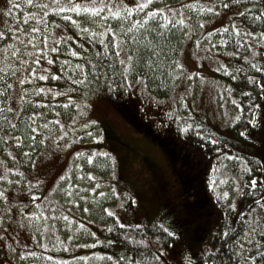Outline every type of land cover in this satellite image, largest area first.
I'll list each match as a JSON object with an SVG mask.
<instances>
[{"label":"rangeland","instance_id":"rangeland-1","mask_svg":"<svg viewBox=\"0 0 264 264\" xmlns=\"http://www.w3.org/2000/svg\"><path fill=\"white\" fill-rule=\"evenodd\" d=\"M144 2L0 0V7L4 6L0 10V111L7 113L15 94L19 102L23 97L35 99L22 112V120L34 130L31 153L24 141L19 143L4 127L0 135L6 143L13 138L14 145L12 149L0 144V160H6L2 170L7 172L0 176V264H108L109 259L102 254L96 258L88 248L98 238L107 237L103 231L109 224L154 220L174 227L177 221L192 222L193 215L202 216L203 209L197 206L186 213V199L190 194L199 195L202 186L212 214L205 225L212 230L222 215L228 218L235 210H247L242 195L244 165L241 161L236 165L231 151L203 158L202 148L184 141L188 157L197 153L192 165L197 157L205 167L202 173L195 172L196 180L184 177L182 190L178 179L183 173L161 143L172 145L175 139V145L182 144V131L192 122L203 123L217 136H234L230 126L237 118L244 89L237 68L257 59L261 42L258 32L240 23L238 17L254 3L149 0L143 9L132 12L130 16L139 20L153 8H164V13L157 14L162 21L164 16L171 23L183 20L179 23L185 35L178 53L180 68L174 91L167 98L151 96L138 80L130 83V98L117 107L106 96L82 88L63 89L72 94L71 99H64L59 82L52 81L54 69L81 80V65L73 55V47L80 43L77 34L95 38L114 19L113 12L123 16L128 8ZM77 6L100 10L95 14L76 12ZM49 20L58 22L50 25ZM262 66L264 69V60ZM44 75L48 78H39ZM131 117L136 125L129 121ZM260 122L264 131V117ZM100 126H106L112 137L107 139ZM251 133L247 132L249 137L261 138L257 139L262 152L249 155L258 157L264 177V132ZM20 168H24L21 173L26 180L14 174ZM245 222L244 234L250 229H255L254 236L264 234V203L249 210ZM180 228L170 250L175 264H200L199 243L191 240L200 234V228L195 233L191 225L185 231Z\"/></svg>","mask_w":264,"mask_h":264},{"label":"trees","instance_id":"trees-1","mask_svg":"<svg viewBox=\"0 0 264 264\" xmlns=\"http://www.w3.org/2000/svg\"><path fill=\"white\" fill-rule=\"evenodd\" d=\"M249 2L255 5L245 9L238 19L244 26L247 25L260 35L261 42L258 45L260 47V55L256 57L257 59L254 58L253 62H245L242 65L240 64L241 67L237 68V70L243 69V71H237L236 74L244 89L240 94V109L237 113V118L230 126L234 136L230 138L220 137L203 123L192 122L182 131V144L178 146L175 145V139H173L172 145H167L165 142L161 143L170 161L173 163L175 162L174 165L176 169H179L178 172L180 171L183 173L178 179L181 183L182 190L186 187V184L184 185V181L186 180L184 177L196 180L198 177L197 174L199 172L202 173L205 167V162L202 158L199 159L197 157L194 158L197 162L192 165L194 163L191 162L192 156L197 153L189 154L188 157V152L184 150V141L192 143L195 147L202 148L201 152L203 155L201 156L203 158L213 155L215 152L221 154L224 150H228V152L231 151V156L233 161L236 162V165H239L240 161L244 165L242 195H244V202L249 205H247V210L246 208L239 211L235 210L233 215L231 212L228 218L222 215L219 221H217L216 227L212 230V228H209V225H205L207 224L205 220L210 221L212 214L207 210L210 208V203L205 202L208 199V194L206 188L202 186L200 187L201 193L199 195L190 194L189 198H187L188 200L186 199V213L195 207L197 208V206L203 209L202 216L198 214L197 217L195 213L191 218L192 222L190 220L189 223L177 221L181 225H176L175 223L173 224L174 227H167L164 223L154 220L141 221L140 223L116 222L109 224L103 231V234L107 237H105L104 240L98 238L101 243L95 242L88 248L90 253H100L104 256H111L112 259L109 260L108 264H175L170 250L172 244H175V240L178 238L177 231L179 230L177 227H181L182 231H185L188 229L189 225L193 226L194 233L196 228H200L198 225H202L203 230L205 227H208L204 232L200 228V234L191 239L199 243L198 247H200V251L197 255L201 262L200 264H205V261L215 256L217 252L220 253L224 261H228L230 242H238L240 239H243L246 223L245 218L247 215H241V213H248L249 210L252 211V209L259 205L256 203L257 201L264 203V179H260V177H263L261 172L262 167L258 157L255 156L257 152H262V146L258 141L261 138L258 136L251 138L247 134V132H252L250 135L252 136L255 135V133L264 132L260 124V118L264 117V115L260 114L264 111L262 108L264 105V69L262 68L264 60V6L262 5H264V0H249ZM3 8L4 6H1L0 10ZM157 19L159 24L163 25V32L156 36V38H153L151 34L148 35V39L152 40V48L155 50L156 54L152 57V63L150 65L147 54L145 53L144 63L139 68L135 66L136 63H138L136 60L137 48L141 46L140 42L145 38L144 35H141V31L142 29L151 30L157 28L156 21H145L143 17L139 20H135L131 16H128L126 19L124 14L119 18L111 19L108 26L104 30L102 29V32L95 38L88 35L79 36V34H77L80 43L76 48L81 49V51L79 52L75 47L73 48L76 53H79L77 55V62L81 65V81L85 79L91 80L90 72L92 66L99 61L101 56L106 54L109 62L114 61L113 67H118L122 62L125 68L130 69V71L126 73V78L129 82L126 91H111L107 87L103 89L96 88L91 83L78 84L76 83L77 80H74L71 74H66L65 72L54 69V72L51 73V77L53 73H56L57 79L53 80L52 78V81L59 82V87L62 92L65 93L64 96L62 93L60 95L65 97L64 99H69L72 94H69L68 91L65 90L78 91V88H82L88 90L90 93L96 92L99 95L106 96L113 104L120 107L123 101L130 98V83L140 80L144 89L151 96L155 98L169 97L174 91V86L178 77V69L180 67H176V65L179 64L178 53L185 35L183 27L179 23L170 22L171 26H169V24H166L158 16ZM131 21H135L134 28ZM57 22V20H49L48 23L51 25ZM121 25L123 27H121ZM110 28L114 29L115 36H110L108 32ZM129 30H131L127 37L129 42H124L123 37L125 33H129ZM110 39H114L118 46L113 45L109 48L107 45ZM227 42L230 43L229 41ZM124 51L126 53H124ZM117 53L119 55H117ZM129 57L132 59L130 60ZM252 65H255V67ZM121 71L123 72L124 69H121ZM137 77H139V79ZM117 82L123 87L124 81L118 80ZM17 95L18 94H15L11 100L10 109L7 113L6 111H3V113L0 111V135L4 134L2 129L5 128L9 131V134L11 132V134L17 138L19 143L20 141H24L26 145L29 146L28 150L29 153H31V150L34 149V130L27 121L22 120V112L25 109L23 107H30L35 99H25L23 97L19 102V96ZM128 119L132 124L136 125V120L133 117ZM105 128L107 127L100 126V129L103 130V135L109 139L112 136L109 135L107 132L108 129L106 130ZM241 133L245 134L241 135ZM12 141L13 138L7 140L6 143V139L3 138L0 140V144L2 147L6 144L7 147L13 149L14 145ZM182 146L183 148H181ZM193 148L191 147L189 149ZM174 150H177V152H174ZM251 152H254L255 155L253 154V156H250L249 153ZM3 161L6 162V160H0V176H4L7 173L2 170ZM22 169L24 168H20L14 174L23 176L21 173ZM196 171L197 174H195ZM253 176L258 177L255 188L251 186ZM23 178L25 180L27 179L26 176H23ZM202 182L203 179L199 180L200 185ZM190 193H194V191L191 190ZM126 202L128 206L130 201L126 200ZM17 206L20 207V204H17ZM12 207H14L13 204ZM135 225H140V227H134ZM165 228L168 229V232H174L175 235L169 237L164 231ZM237 229L239 231H237ZM231 232H235V235L231 236V238L229 235L225 234ZM254 237L257 243H264L261 239L264 237L263 233L257 232ZM140 241L144 243L141 244ZM160 247H163L165 251L160 252L158 250ZM262 251H264V249H262ZM121 256L125 257L122 262L118 259ZM156 257H159V259H156ZM259 260L260 258L257 257L251 264H259ZM91 264H93V262Z\"/></svg>","mask_w":264,"mask_h":264},{"label":"snow or ice","instance_id":"snow-or-ice-1","mask_svg":"<svg viewBox=\"0 0 264 264\" xmlns=\"http://www.w3.org/2000/svg\"><path fill=\"white\" fill-rule=\"evenodd\" d=\"M32 0H29V3H31ZM149 2V0H145L144 3H140L136 5V8H128L125 14V18L127 19L128 16H130L132 14V12L134 10H139V9H143L145 7V5ZM103 6V5H102ZM264 6V5H262ZM17 7H19V5H17ZM76 12H85V13H98L100 9H98L97 7H85V8H80L79 6H77L76 8L73 9ZM166 10L164 8H153L151 9V11H149L146 15H144L143 19L145 21H156L157 23V28H153L151 30L149 29H142L141 31V35H144V40H142L140 42L141 46L139 48H137V57L136 60L138 61V63H136V68H139L143 63H144V59H145V53L147 54L148 60H149V64L151 65L152 63V57L156 54L155 50L152 48V40L148 39V35L151 34L153 35V38H156V36H158L160 33L163 32V25L159 24V21L157 19V14H162L164 13ZM208 11H212L211 8L208 9ZM113 18H119L121 16V13L119 11L113 12L112 13ZM66 19L71 20L72 17H66ZM164 22L166 24H169V26H171V23L169 21V18L167 16L163 17ZM255 19V18H254ZM131 23L133 24V28L135 27V21H131ZM180 24H183V20L179 21ZM121 27H123L121 25ZM33 31H36V29H33ZM237 31H239V29H237ZM108 32L110 34V36H115V31L114 29H108ZM131 30H129V33H125L123 40L124 42H129L127 37L130 34ZM3 33H0V35H2ZM245 35H247V33H245ZM113 45H116V41L114 39H110L109 44L107 45L109 48H111ZM131 50V49H130ZM38 53L41 51V49H37L36 50ZM53 51H55V49H53ZM79 53L74 52L73 55H78ZM117 55H119L117 53ZM129 59L131 60L132 58L129 57ZM36 64H39L40 61L36 60L35 61ZM49 63H52V61H49ZM113 62H109L107 55H103L100 57L99 61L92 66V70L90 72V77L91 80L89 81L88 79H85L84 81L81 80H77L76 83L78 84H89L91 83L94 87L96 88H109L111 91H126L127 87L129 86V82L127 81L126 78V73L130 71V69L125 68L124 64L121 62L120 65L118 67H113ZM253 67H255V65H252ZM176 67H180L179 64L176 65ZM121 69H124V71L122 72ZM220 70V69H218ZM237 71H243V69H238ZM111 74V75H110ZM197 75H199V73H197ZM40 79H47L48 77L46 75L44 76H40ZM52 78L53 79H57V74L53 73L52 74ZM139 79V77H137ZM147 78V75H146ZM236 76H233V79H236ZM124 81V85L123 87L121 86L120 83H118L117 81ZM23 82V81H21ZM38 91H43V89H38ZM54 95H56V93H53ZM71 99V98H69ZM38 115V113H37ZM245 133H241V135H244ZM76 155H80V153H77ZM89 161H91L92 157L90 156ZM60 179H64V177H60ZM260 179H264V177H260ZM257 180L258 177L257 176H253L252 177V183L251 186L253 188L256 187L257 185ZM209 187H214V185L212 183L209 184ZM102 195V194H101ZM224 196H228V192L224 193ZM135 200H132V203L135 204ZM257 204L260 203V201L256 202ZM105 211H108L107 209H105ZM248 213H241V215H247ZM134 227L139 228L140 225H135ZM162 227V226H161ZM164 231L167 233V235L169 237L175 235L174 232H168V229H164ZM237 231H239L237 229ZM254 232L255 229H250L248 230L247 233H245L243 235V239H240L238 242L237 241H231L230 242V254H228V261H224L223 258L220 256V253L217 252L215 256H212L209 258V260L205 261V264H218V260H219V264H251V262L253 260H255L257 257L260 258L259 260V264H264V251H262V249H264V243H257L255 241V237H254ZM226 235H229L230 238L231 236L235 235V232H231V233H225ZM93 235H95V233H93ZM262 241H264V237L261 238ZM96 243H101V241L97 240ZM140 243H144L143 241H140ZM160 252H164L165 249L163 247H160L158 249ZM254 253V255H253ZM96 258H101V254L100 253H96L94 254ZM105 259H109L111 260L112 257L111 256H105ZM82 259H87L82 258ZM121 262L125 259V257L121 256L118 258ZM156 259H159V257H156Z\"/></svg>","mask_w":264,"mask_h":264}]
</instances>
